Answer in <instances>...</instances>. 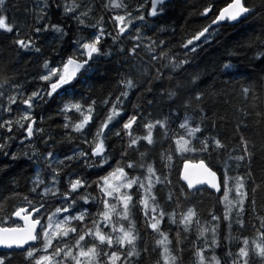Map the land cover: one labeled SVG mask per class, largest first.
Masks as SVG:
<instances>
[{"label":"snow or ice","instance_id":"snow-or-ice-1","mask_svg":"<svg viewBox=\"0 0 264 264\" xmlns=\"http://www.w3.org/2000/svg\"><path fill=\"white\" fill-rule=\"evenodd\" d=\"M12 6L10 0H0V9ZM146 7L143 0H33L31 6L23 5L28 39L19 38L18 28L12 42L23 52L42 54L41 70L0 90V156L30 160L41 174L24 181L13 179L0 195V200L9 194L21 199L10 216L24 221V226H0V246L24 249L32 242L23 251L0 254V264H16L17 256L20 264H185L186 260L188 264H264V199H258V193H264V176L257 181L258 147L242 131L250 123L264 131V77L240 88L245 101L252 102L239 110L232 143L221 136L222 125L209 111L213 93L201 89L200 74L183 75L189 73L198 49L217 39L229 23L264 10V0H228L215 11V0H204L198 13L207 22L181 39L179 46L186 50L183 59L167 61L165 42L144 32L149 27ZM167 7L168 0H150L148 15L156 17ZM104 15L109 16L112 31L106 29ZM33 26L37 39L41 34L53 36L51 56L43 54L42 46L28 35ZM0 29L14 32L3 15ZM125 41L132 42L130 48L124 47ZM66 44L73 48L70 54L61 52ZM241 47L252 49L251 59L264 63V31ZM141 53L147 54L151 66L143 83L125 74L117 82L115 96L65 103L67 86L78 74L86 75L97 63L113 58L135 61ZM54 57H60L59 62ZM134 66L138 72L146 71ZM173 76L178 82L164 83ZM154 82L158 87H152ZM137 89L136 102H129V94ZM126 103L133 109L127 115ZM165 104L167 111L160 107ZM53 105L55 117L62 120L55 127L49 123L55 117L43 115L45 107ZM98 106L107 111L89 128ZM37 110H41L39 122ZM134 125L144 133L136 134ZM173 141L175 149L165 146ZM14 144L20 146L15 152ZM62 148L66 150L61 152ZM259 149L264 159V144ZM172 151L200 156L198 164L183 167L180 179L186 187L170 179ZM21 184L27 194L19 191ZM215 193H221L217 203H223V209L199 215L195 199ZM229 193H234L231 199ZM138 212L143 214V232L137 228ZM225 222L228 235L222 239L219 229ZM249 229L254 234L251 241L244 235ZM233 230L242 237L235 249Z\"/></svg>","mask_w":264,"mask_h":264},{"label":"trees","instance_id":"trees-1","mask_svg":"<svg viewBox=\"0 0 264 264\" xmlns=\"http://www.w3.org/2000/svg\"><path fill=\"white\" fill-rule=\"evenodd\" d=\"M10 2L13 3V6L9 10L5 11L0 9V15L5 16L6 22L14 28L13 33H7L3 29H0V90H6L8 84L16 79L23 80L25 77L30 79L32 74L41 70L40 61L42 59V54L23 52V50L19 49L18 45H14L12 42L13 39L16 38L18 28L20 30L19 38L28 39V36L24 35L25 25L22 23V8L24 4L31 6L33 0H10ZM96 2L98 3L99 0H96ZM117 2H120V0H117ZM129 2L135 3V0H129ZM203 2L204 0H173L168 2V7L163 13L152 18L148 15L150 12V0H143V3L147 5L144 14L146 20L149 21V27L145 29L144 32L153 39H161L165 42V45L168 46V56L165 58L166 61L168 57L174 60L183 59V54L186 50L179 46L181 39H186L191 32L207 22V18L200 16L198 13V9L202 8ZM227 2L228 0H215V7L213 10L215 11L216 7L222 8L226 6ZM256 2L259 3L260 0H256ZM16 5H20V7H16ZM104 19L106 21V29L112 31L109 16L104 15ZM161 28L165 29V31L160 32L159 29ZM87 31H94V29H89ZM262 31H264V10L258 9L248 18L242 20L241 23L226 25L217 39L211 40L208 44L203 45L201 49H198V55L193 54L195 58L193 59L189 73H183L185 77L192 72L199 73L200 77L197 83L200 84L201 89H210L212 91L213 95L210 96L208 101L209 111L210 113L216 114L218 124L222 125V128H220L221 136L231 138L232 143H235L237 138V133L234 129L239 110L252 102L250 98L248 101H245L240 94V88L258 82L261 77H264V63H261L258 59L253 61L251 59L253 50L247 47L242 48L241 45L246 44L250 37L259 36ZM28 35L31 36L38 45L42 46L43 54L52 55L50 52V42L53 39L52 35L41 34L42 38L37 39L34 26L29 28ZM125 35H127V33H125ZM131 44V41H125L124 47L126 49L130 48ZM237 49L239 51L233 54V51ZM72 51L73 48L71 44H66L65 47L61 49L62 54H70ZM59 59L60 57H54V62H59ZM141 60L144 61L143 64L140 63ZM147 60V54L141 53L140 57L135 61L125 62L121 58H113L97 63L93 70L83 76L78 74L77 79L74 80L71 85L67 86L69 95L65 103L79 101L81 97L91 96L97 98L107 94L115 96L119 92L117 82L119 78L125 74L139 79L143 83L147 75L151 72V66L147 64ZM225 64L230 65V67H223ZM134 65H139L146 69V71L138 72L137 67ZM176 82L178 81L175 76H173L171 80L164 81L165 84ZM184 83H186V81H184ZM225 84H228L229 87L225 88ZM152 87L156 88L158 84L154 82ZM61 91H63V89H61ZM138 91L139 89L129 94V102H136V92ZM143 100L144 96H141L140 102L142 103ZM131 103L125 104V108L127 109L125 115L133 111ZM256 103L258 104L259 101H256ZM12 107L16 108V105ZM160 107L163 111H167L166 104ZM55 108V105L51 108L46 106L43 110V115H52L55 117ZM40 111L41 110H37L38 114L36 119L38 122L40 121ZM106 111V109L98 106L93 114V121L88 127L92 128L93 125L102 118ZM153 114L156 115L157 110H153ZM191 114V111H189V115ZM182 116L183 109H181V116L177 121V125L180 120H182ZM58 122L62 123V120L59 117H55L49 123L55 127ZM139 124L140 121L138 120L137 125ZM137 125H134V131H136V134L142 135L144 129L142 127L137 128ZM111 127L112 125H110V128ZM242 131L245 136L255 141L257 144L258 159L254 164V174L259 182V178L264 176V171H262V169H264V159L260 158L259 149V146L264 144V131H262L261 126L251 123L246 129H242ZM105 134H107V130ZM155 138L156 133H154V139ZM165 146L175 149L174 141L170 146L165 142ZM18 147L20 146L14 144L12 151L15 152ZM65 150V148H62L61 152ZM199 160L200 156L197 153L172 151L169 165L171 168L170 179L175 185L185 186L180 179L183 163L186 161L199 162ZM206 163H209V161H206ZM0 169H3V171H0V186H3L0 187V195L7 190L13 179L24 181L30 176L35 179L37 174H41L37 166L30 160L20 159L12 161L5 156H0ZM213 170H216L215 166ZM217 173L221 176L219 171ZM19 191L27 194L26 187L23 184L19 186ZM223 191L224 188L222 185L221 193H223ZM208 192L212 193L209 190ZM233 195L234 193H229V198L231 199ZM217 197H221V194H214L211 196L205 194L203 197L196 198L194 203L198 210V214L206 217L208 212L214 208L217 211L222 210L223 203H217ZM258 199H264V193H258ZM21 202L19 197H14L10 194L7 199L0 200V226H21V224L16 221L14 215L10 216V212L18 207ZM29 211H31V209H29ZM37 215H39V213ZM142 215L141 212H138L135 220L137 228L143 232ZM42 223H45V221L42 220ZM193 227L195 226L193 225ZM219 234L222 239L228 235L226 222L220 225ZM244 235L247 236L250 241L254 238L251 229L244 233ZM232 236V247L235 249L242 237L241 234L235 230H233ZM169 239H172L171 235H169ZM149 242L156 248L162 249V246L157 244L155 240H150ZM217 251L221 253V249ZM2 253L5 252H0V254ZM16 264H20V258L18 256L16 257ZM185 264H188L187 260Z\"/></svg>","mask_w":264,"mask_h":264},{"label":"water","instance_id":"water-1","mask_svg":"<svg viewBox=\"0 0 264 264\" xmlns=\"http://www.w3.org/2000/svg\"><path fill=\"white\" fill-rule=\"evenodd\" d=\"M170 1H173V0H168V2H170ZM251 14H253V13H250V14H248V15L242 17L240 20H238L237 22H235V23H233V24H231V23H229V24H230V25L239 24V23H241L242 20L248 18ZM151 17H152V16H151ZM152 18H154V17H152ZM198 163H199V162L186 161V162L183 163V167H184L185 164L196 165V164H198ZM183 167H182V171H181V176H182V173H183ZM190 171H191V169H190ZM217 176H218V178L220 177L218 173H217ZM181 181H182V183L186 186L185 182H184L182 179H181ZM205 187H206V186H205ZM208 190L211 191L212 193H214V190H213V189H210V188H209ZM221 192H222V185H221ZM215 194L220 195L221 193H215ZM37 214H38V213H37ZM37 214H36V215H37ZM15 218H16V221H17L18 223L21 224V226H24V221L20 220V219H19L18 217H16V216H15ZM33 218H35V217H33ZM37 231H39V226H37ZM31 243H32V242H30L29 244L24 245V249L29 248L30 245H31ZM24 249H5V248H3L2 246H0V252H7V253H11V252H20V251H23Z\"/></svg>","mask_w":264,"mask_h":264}]
</instances>
